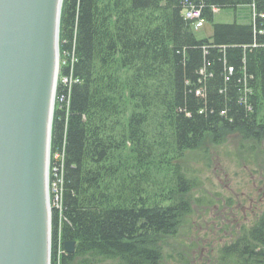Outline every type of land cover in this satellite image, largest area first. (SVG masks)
Listing matches in <instances>:
<instances>
[{
    "label": "trees",
    "instance_id": "16d2710c",
    "mask_svg": "<svg viewBox=\"0 0 264 264\" xmlns=\"http://www.w3.org/2000/svg\"><path fill=\"white\" fill-rule=\"evenodd\" d=\"M59 48L51 264H163L192 213L184 154L232 134L264 147V0H63ZM240 232L218 264H264V211Z\"/></svg>",
    "mask_w": 264,
    "mask_h": 264
},
{
    "label": "water",
    "instance_id": "95a60500",
    "mask_svg": "<svg viewBox=\"0 0 264 264\" xmlns=\"http://www.w3.org/2000/svg\"><path fill=\"white\" fill-rule=\"evenodd\" d=\"M63 0H0V264H51L50 148ZM67 254L75 243L64 245Z\"/></svg>",
    "mask_w": 264,
    "mask_h": 264
},
{
    "label": "rangeland",
    "instance_id": "374dc122",
    "mask_svg": "<svg viewBox=\"0 0 264 264\" xmlns=\"http://www.w3.org/2000/svg\"><path fill=\"white\" fill-rule=\"evenodd\" d=\"M249 13L247 9L237 13L219 11L215 12V20L221 24L240 23ZM211 33V26L206 24L198 35ZM64 64L60 54L57 88ZM63 83L68 81L64 79ZM180 164L192 181V213L175 235L164 239L163 264H218L220 250L235 240L240 231L251 227L264 211V147L232 134L221 145L210 140L200 151L186 152ZM60 180H50L51 208L58 205V196L53 201L51 197L58 194Z\"/></svg>",
    "mask_w": 264,
    "mask_h": 264
},
{
    "label": "built area",
    "instance_id": "2783aa9c",
    "mask_svg": "<svg viewBox=\"0 0 264 264\" xmlns=\"http://www.w3.org/2000/svg\"><path fill=\"white\" fill-rule=\"evenodd\" d=\"M185 16L189 20L196 21L197 27H202L204 24V21L202 20V13L200 9H197L195 7H190L186 10Z\"/></svg>",
    "mask_w": 264,
    "mask_h": 264
}]
</instances>
